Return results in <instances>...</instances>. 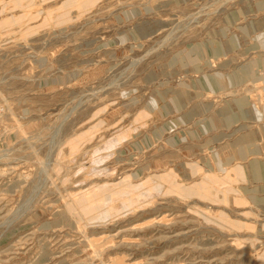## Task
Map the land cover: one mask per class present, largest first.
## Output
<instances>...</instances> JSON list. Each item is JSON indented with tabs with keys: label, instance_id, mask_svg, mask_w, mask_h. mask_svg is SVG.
<instances>
[{
	"label": "rangeland",
	"instance_id": "rangeland-1",
	"mask_svg": "<svg viewBox=\"0 0 264 264\" xmlns=\"http://www.w3.org/2000/svg\"><path fill=\"white\" fill-rule=\"evenodd\" d=\"M0 264H264V0H0Z\"/></svg>",
	"mask_w": 264,
	"mask_h": 264
}]
</instances>
